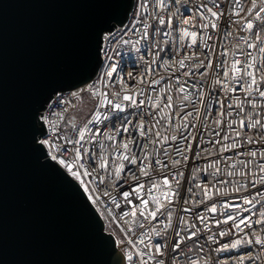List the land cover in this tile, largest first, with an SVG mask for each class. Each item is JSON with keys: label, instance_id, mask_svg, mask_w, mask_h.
Returning a JSON list of instances; mask_svg holds the SVG:
<instances>
[{"label": "snow or ice", "instance_id": "6c2138e0", "mask_svg": "<svg viewBox=\"0 0 264 264\" xmlns=\"http://www.w3.org/2000/svg\"><path fill=\"white\" fill-rule=\"evenodd\" d=\"M112 2L118 11L94 30L91 46L86 54L85 66L80 70V73L67 83L53 86L46 97L31 112L29 142L32 150L39 154L42 166L59 173L64 181L77 191L84 207L96 221L99 238L107 243L112 255L116 258V264H124L125 259L127 264H177L179 254L184 255L186 264H228L227 261L214 259L213 254L237 249L241 245L256 246L258 250L255 255L239 256L236 264H245L246 260L247 264H256L257 261L264 264V191L261 190L264 189V35H262L264 33V0H250V6L246 8L240 5L239 0H233L235 9H232L231 5L227 6V10L230 12L228 19L233 25L238 21L232 20V15L240 17L241 12L248 14L243 18L242 30L250 35L241 36L240 39L244 41L247 49H255L259 53V65L257 56L243 50L238 53L244 57L243 61L234 56L230 67L226 59H221L215 64V68L223 70V79L220 78V73L212 71V87L219 86L220 92L230 101L227 104L225 98L216 99L210 92L205 99L206 94L199 86L200 81L194 82L195 93H189L187 81L181 83V77L175 76L179 92L186 93L183 99L188 100L189 96L194 95L195 100L190 101L191 110L180 117L182 123L177 124L173 129L177 134L170 137L168 135L161 136L159 131L152 133L153 120L155 124H159V120L154 119L157 113L152 109L161 113V118L169 116L165 109L173 107L172 95L166 97L164 107L161 108V97L146 96L142 88H137L133 92L131 89L121 87L120 92H113L111 94L113 98H109V93L96 89L94 85L88 84V81L98 71L103 72V76L100 77L101 83L105 77L109 80L113 77L117 66L111 63L112 56L109 53L115 51L114 44L130 46L137 53H140L142 48L149 50L154 48V58L151 63H157L156 57H159L161 52L171 46L172 51L176 53V59L171 62L164 61L160 64L161 67L172 72L178 69H187L182 73L184 77L196 75L201 78L205 77L209 74V70L214 69V50L205 42L211 40L212 36L207 32L204 33V41L201 43L208 51L203 53V60L200 59V53L196 51L184 55L182 50L185 47L193 48L198 44V30L190 31L189 26L196 29L198 23L199 29L216 30L219 27L218 22L225 14V9L221 8L217 0H206V2L200 0L199 3L193 4V14L186 17L181 12V9L187 6L184 0H168V3H165V0H154L151 12L148 0H139L138 4L136 0H112ZM190 2L191 0H189ZM137 8L139 10L133 11ZM130 11L132 12L131 27L125 28L117 37L118 26L124 25ZM256 21L260 22L259 25L256 24ZM257 28L260 30L257 31ZM238 31L240 30L238 29ZM128 33L130 36L125 39L124 35ZM173 33H178V37ZM228 35H231V32ZM186 37L191 38L190 44L184 43ZM221 55L226 56L227 51ZM102 56L103 59H101ZM160 59L162 60L163 57ZM186 61H193V63L186 64ZM150 73L149 65L146 67V74L150 75ZM140 82L143 83V78ZM160 83V79L149 80L150 85H159ZM81 85L87 86L88 92L92 97L97 98L98 103L84 126L75 129L76 137L73 139L67 134L62 135L63 130L59 123H53L51 117L56 116L60 121L63 119V114L62 112H53L52 109L60 108L62 102L65 105L70 103L65 98L66 94L70 93L73 98L80 96L85 91L80 87ZM72 89L78 91H72ZM237 90L244 93V99L229 95ZM165 91L164 88L160 89L161 93ZM167 91H172L171 84L168 85ZM138 97L144 98L138 99ZM257 97H259V103ZM208 101L219 104L220 111L217 118L212 121L216 126L215 129L210 130L207 124L204 125L205 130L209 131L214 138L205 141L202 134L194 135L188 129L190 127L196 129V121L199 120L201 111L198 105L203 106L206 117L209 115L208 109L212 107V103ZM146 104L149 111L144 113L142 107ZM185 106L182 101L181 108ZM246 106H248V115L245 120L241 114L245 112ZM129 107L135 110L131 113L132 119H129V114L126 113V109ZM257 107L260 108L259 112L255 111ZM114 112L126 113L119 129H114L115 135L129 133L130 129L138 132L142 150L138 154L130 147V145H135V138L118 142L114 148L115 160L111 161V170H109L110 161L103 152L105 146L102 141L97 140V137L103 135L108 141H114L115 136L112 131L105 133L102 128L96 127L93 130L90 126L110 121ZM234 112L237 116H241L238 121L239 128H233V124L236 123L233 119ZM225 115L228 117V131L221 136ZM189 117L192 119L189 120ZM146 118H149L147 126ZM168 126L170 129L172 128L170 116ZM180 128H183L186 134H180L178 131ZM229 133H232V136ZM221 140L230 141V143H221ZM169 141H179L182 146L170 144ZM193 142H196L198 146L194 148ZM96 144H99L101 149L97 157L99 167L108 174V178L112 179L115 187L118 188L122 181L126 182L122 175L125 172V162L136 165L137 171L130 173L134 188L130 185L129 191L118 193L122 196L125 207L132 206L129 211L123 212L125 217H131L130 228L125 231V235L128 236L129 232L135 231L136 240H138L136 242L129 237L126 242L123 240L118 242L126 243L127 250L124 251L123 257L114 252L111 239L102 235L95 213L92 212L88 203V200H92L93 203H99V201L93 199L92 190L82 179L83 176H89L90 172L80 161L85 153L90 159L93 157V148ZM149 144H160L161 147L153 146L149 152ZM205 144L212 148L219 145L217 158L208 164V168L213 169L210 175L215 183L205 184L202 180L197 182V174L201 172L209 174L208 168H197L193 164L190 176L194 188H187L188 198H182L183 185L181 182L185 180V171L188 169L191 159H200L202 158L201 152H208L207 147H200ZM68 145L72 146L71 151L67 147ZM257 145L259 146L258 150L256 149ZM169 147L172 149L174 157L178 158L169 156L167 150ZM236 149L239 151L235 155L244 158L234 160L233 163L226 166L224 171L227 177L239 175L240 181L219 179L221 159H233L223 154ZM161 152L164 157L168 158V163L161 160ZM69 156H72L73 162H69ZM237 165L241 166L240 170H237ZM61 167L64 171L61 170ZM79 169H83V171ZM69 176L72 179H69ZM161 176L163 177L162 182ZM73 180L83 186V192L73 183ZM145 183L150 185L146 193L150 199L144 198ZM226 184L231 187L233 194H239L234 195L233 199L242 200L243 205L225 202L220 206L219 215L216 218H209L205 214L195 211L199 205H203L205 213H217L220 201L212 198L223 196L226 190L219 186ZM250 188L253 191H249ZM194 189L200 190L201 198L199 200L196 199ZM153 190H155V195H153ZM84 193H88L87 200L84 199ZM105 195L108 193L105 192ZM130 197L138 199L139 206L133 204V199ZM110 198L112 204L116 208H120L117 196ZM189 201H191V207L188 206ZM227 209H233V211H227ZM242 213H250V215H242ZM108 214L111 217V209L108 210ZM211 224L216 225V231L212 230ZM169 231L173 234L171 243L168 240ZM202 233H207L206 244L209 249L207 253L204 252V246L199 244V237ZM153 237L159 238V241L154 242ZM225 237H227V242H223ZM189 241L192 242L191 256L187 252H182V246L187 247ZM214 245L216 247H213Z\"/></svg>", "mask_w": 264, "mask_h": 264}, {"label": "water", "instance_id": "95a60500", "mask_svg": "<svg viewBox=\"0 0 264 264\" xmlns=\"http://www.w3.org/2000/svg\"><path fill=\"white\" fill-rule=\"evenodd\" d=\"M117 11L112 0H0V264H116L77 191L32 150L29 121L80 73L94 30Z\"/></svg>", "mask_w": 264, "mask_h": 264}, {"label": "built area", "instance_id": "2783aa9c", "mask_svg": "<svg viewBox=\"0 0 264 264\" xmlns=\"http://www.w3.org/2000/svg\"><path fill=\"white\" fill-rule=\"evenodd\" d=\"M200 0H191L189 3V0H184V3L187 4L184 8L181 9V12L187 17L191 16L192 13V7L193 4L199 3ZM206 2V0H205ZM217 2L221 5V8L225 9V14L224 16L220 19L218 22L219 27L216 30H213L211 28L209 29H199V25L197 23V28L193 29L189 26V30H198V44L197 46H194L193 48H188L185 47L182 50V54L187 55L191 53L192 51H196L200 53V59L203 60L204 56L203 53L208 51V49H205L203 47V44L201 41H204V33L207 32L211 34L212 39L205 41L213 50H214V57H213V65L214 69L209 70V74L206 75L205 77L201 78L198 75L192 76V77H184L182 73L186 71L187 69H178L175 72L172 71H167L165 70L164 67H161L160 64L164 63V61H169L175 60L176 59V53L172 51V47L169 46L165 51L161 52L159 54V57H156L157 63H151L153 60L154 52L155 49L152 48L149 50L148 48H142L140 53H137L134 51L130 46H123V45H113V49L115 50L114 52H110L109 54L112 56L111 63L116 64L117 66V71L113 74V77L109 80L108 78H104L103 83L100 82V77L103 76L102 71H98L96 75L93 77L92 80L88 82V84L94 85L96 89L100 91H104L109 93V98L112 97L113 92H120L121 87L127 88L134 90L137 88H142L145 91L146 96H160L161 97V105L160 107H164V102L165 99L168 95L173 96V107L171 109H165L166 112H168L171 122H172V128L170 129L168 126V121H169V116H164V118H161V113L157 112L156 109H152L153 112H156L157 115L155 116L154 119L159 120V124H155L154 120L152 123V133L154 134L156 131H159L161 133V136L163 135H168L169 137L173 134H177L175 129V126L177 124L182 123L180 120V117L184 115V113L188 112L191 110V103L190 101L195 100V96H189L188 100H184L183 97L186 95V93H181L178 90L177 87V82L176 79L174 78L175 76H180L181 77V83H183L185 80L187 81V90L189 93H195L196 87H194V82L195 81H200V87L201 90L205 92V99H207V94L210 92L212 97L219 99V98H225L223 93L220 92L219 86L213 88L212 87V75L211 72L215 71L217 73H220V78L223 79V70L221 68H215V64L218 63L221 59H226L228 61V66H231V61L234 58H238L241 61L244 60L243 56L238 55V53L243 50L245 52H252L253 55L257 56V64L259 65L260 59H259V53L255 49H247L246 45L243 40L240 39L241 36H249L250 34L246 31H243V24H244V19L247 17L246 12H241L240 17H236L235 15H232V20H237L238 23L233 25L228 17L230 12L227 10V6L231 5L232 9H235V4L233 0H217ZM240 5L242 7H248L250 6V0H239ZM136 3H139V0H136ZM165 3H168V0H165ZM149 4V11H152V6L154 4V0H148ZM137 9H133V11H137ZM130 17L127 19V21L124 23L122 26H118L119 31L116 33L117 37L123 32L125 28L131 27V22H132V12L129 14ZM259 21H256V24L259 25ZM238 29L240 31H238ZM257 31L260 29L257 28ZM231 32V35H228V33ZM173 35L178 37V33H173ZM264 35V33H262ZM130 36V33L124 35V38H128ZM251 42V41H250ZM184 43L190 44L191 43V38L186 37ZM179 51V49H177ZM227 51L226 56H222L221 54ZM160 57H163L161 60ZM103 59V56L101 57ZM206 62V61H205ZM193 61H186V64H192ZM150 65L151 68V73L146 74V67ZM203 71V69H201ZM131 73V75H129ZM259 75V73H257ZM141 78H143V83H141ZM150 79H160L161 83L159 85H150L149 80ZM122 82V83H121ZM172 85V91L169 92L167 91L168 85ZM81 88H84L85 91L78 97L73 98L71 97L70 93L65 95V98L70 101L67 105L61 104L60 108H53V112H62L63 114V119L58 121L56 116L51 117L53 120V123H59V126L61 127L62 135L67 134L70 138H75L76 137V132L75 129H78L80 127H83L84 124L87 122L88 119H90L92 112L95 110L96 105L98 103V100L96 97H92L90 93L87 90L86 85L80 86ZM164 88L166 91L164 93L160 92V89ZM239 88V86H237ZM155 89V91H153ZM72 91H78L77 89H73ZM229 95H234L236 97H240L241 99H244V93L237 90L234 93H230ZM87 96L89 100H91L94 104V106L87 110L85 109V99L84 97ZM144 97H138V99H143ZM183 101V104L186 105L185 107L181 108V102ZM257 101L259 103V97H257ZM209 103H212V101H208ZM228 101L225 98V103L227 104ZM54 103V102H53ZM198 107L201 108L200 111V118L198 121H196V129H192L191 127L188 129V131L193 132L194 135H197V133L202 134L205 141L209 139H214L209 131H206L204 128V125L207 124L208 129H215L216 126L212 123L214 119L217 118L219 115L220 111V105L216 103H212V107L208 109L209 115L206 117L205 112L203 109V106L198 105ZM90 111V112H87ZM103 111V109H101ZM135 110L131 107L126 109V113L129 114L128 118L132 119L131 113H133ZM149 111V108L146 105L142 107V112L147 113ZM225 111H227L225 109ZM256 112L260 111V108L257 107L255 110ZM81 112H87L88 115L84 117V113L81 116ZM126 113H113L112 118L110 121H106L103 124L100 125H92L90 127L93 128V130L96 127L102 128L105 133L112 131L113 135L115 136L114 141H108L103 135L98 136L97 140L102 141L104 144V155L109 159L110 164H109V170H111V161L115 160V155H114V148L116 147L118 142H123L126 139L130 138H135V145H130V147L133 148V151L137 152L138 154L142 150V144H141V139L138 136V132L130 129L129 133H121L120 135L116 136L114 129H119L121 121L124 119ZM248 115V106H246L245 112L241 114V116L246 120ZM241 116H237L236 112L233 113V119L236 121V123L233 124V128H239V119ZM119 117V119H117ZM138 119V117H136ZM192 118L189 117V120ZM227 120L228 117L225 115L224 117V124L222 125L223 131L221 132V136L224 134V132H227ZM146 126L149 123V118H146ZM180 134H186L183 130V128H180L179 130ZM247 131V130H245ZM230 136H232V133H229ZM63 143V141H61ZM170 144H175L176 146H182L179 144V141L177 142H172L169 141ZM221 143H230V141L225 142L221 140ZM160 148V144H149L148 151L151 152L152 147ZM194 148L197 147V143L193 142ZM69 150H72V146L68 145L67 146ZM87 147V145H85ZM200 147H207L208 152H201V157L200 159H191L190 164L188 169L185 171V180L182 181V189H181V197L182 198H188V193H187V188L193 187L194 188V183L191 180V168L192 165L194 164L197 168H208V164L211 163L213 160L217 158V154L219 152V145H216L215 148H212L211 146L205 144ZM246 147H251V146H246ZM259 146H256V149L258 150ZM169 156L173 158H178L174 157V153H172V149L169 147L168 149ZM122 151V149H121ZM239 149L236 150H229L226 154V156L232 157V160H223L221 159V163L219 164V167L221 168V173L219 175V179H227L229 181L231 180H236L240 181L239 175L236 177H227L224 169L226 168L227 165H230L233 163L234 160L237 159H243L244 157L242 156H236L235 153L238 152ZM101 149L99 147V144H96L95 147L93 148V157L90 159L88 154L85 153L83 155L82 161L80 163H83L85 167L89 170L90 175L89 176H83L82 179L85 181V183L88 185V187L92 190V196L93 199L99 201V203H93L92 200H89L90 203L94 206L96 211L99 213L103 223H104V230L105 232L109 233L114 241L116 247L119 249V251L124 254V251L127 250L126 243L121 244L118 243L119 241H127L129 237H131L133 240L138 242L136 240V232L131 231L129 232L128 236L125 235V231L130 228V220L131 217H125L123 215V212L129 211L130 208L132 207L131 205H128L125 207V202L122 198V196L118 195V193H122L123 191H129L130 190V185L131 187L134 188V184L131 181L130 173L131 172H136V165H131L125 162V172L122 174L126 180V182L122 181L119 184V187H115L112 183V179L108 178V174L102 170L99 167V159L97 158L98 155L100 154ZM160 158L164 163H168V158L164 157L163 152L160 154ZM152 159L154 160L155 157L153 156ZM69 162H73L72 156H69ZM62 168V167H61ZM241 166L237 165V170H240ZM63 169V168H62ZM64 170V169H63ZM80 171H83V169H79ZM163 171V170H159ZM213 171L212 168H208V173L205 174L203 172L197 174V182L202 180L205 184H210V183H215L213 180L212 176L210 173ZM138 175V172H137ZM151 175V174H150ZM114 178V177H113ZM162 176L160 177V180L162 182ZM143 179V178H142ZM77 182V181H76ZM78 183V182H77ZM79 184V183H78ZM81 186V185H80ZM149 183H145V194L144 198H149L147 196V189L149 187ZM219 186V185H218ZM224 188L225 194L223 196H214L212 199L213 200H219L220 203L218 204V212L217 213H205L204 212V206L199 205L195 211L200 212L202 214H205L209 218H216L219 215V208L222 204L225 202L228 203H233V204H241L243 205L242 200H236L233 199L234 195H239V194H233L231 191V187L229 185H223L219 186ZM83 189V186H81ZM264 191V189H261ZM196 193V199L199 200L201 198V193L200 190L194 189ZM249 191H253L251 188ZM105 192L108 193V195H105ZM87 198H88V193H85ZM155 190H153V195H155ZM111 196H117V199L120 203V208H116L112 202H111ZM132 198V197H130ZM133 199V204L136 206H139V200L138 199ZM150 199V198H149ZM189 207H191V201H189ZM259 207V206H258ZM111 209V217H109L108 210ZM227 211H233V209H227ZM181 214H183L181 212ZM242 215H250V213H242ZM200 227H203L202 225H199ZM210 227L212 228L213 231H216V225L211 224ZM223 227V225H221ZM247 230V229H246ZM206 235L207 233H202L199 237V244L204 246V252H208V245L206 244ZM195 239V238H193ZM154 242H158L159 238L153 237ZM168 240L171 243L173 240V234L171 231H169L168 234ZM223 242H227V237L223 238ZM143 247V246H141ZM213 247H216L215 245ZM257 247L256 246H248V245H241L237 249H230L226 252L222 253H214L213 258L216 259L218 258L220 261H227L228 264H236V260L239 256H247V255H255L257 252ZM182 252H187L189 256L192 255V242L189 241L187 243V247L182 246ZM202 259V257H201ZM124 264H127V260H124ZM177 264H186L185 258L183 254L178 255L177 259ZM247 264V260L245 262ZM256 264H260L259 261L256 262Z\"/></svg>", "mask_w": 264, "mask_h": 264}, {"label": "rangeland", "instance_id": "374dc122", "mask_svg": "<svg viewBox=\"0 0 264 264\" xmlns=\"http://www.w3.org/2000/svg\"><path fill=\"white\" fill-rule=\"evenodd\" d=\"M84 99H85V105H86L85 109H87V110L91 109V108L94 106L93 102H92L91 100H89V99L87 98V96H85ZM87 112H90V111H87ZM87 112H85V113H84V112H81V116H82L83 113H84L83 116L86 117V116L88 115Z\"/></svg>", "mask_w": 264, "mask_h": 264}, {"label": "bare ground", "instance_id": "6f19581e", "mask_svg": "<svg viewBox=\"0 0 264 264\" xmlns=\"http://www.w3.org/2000/svg\"><path fill=\"white\" fill-rule=\"evenodd\" d=\"M129 17H130V16H129ZM128 19H129V18H128ZM92 79H93V78H92ZM92 79H91V80H92Z\"/></svg>", "mask_w": 264, "mask_h": 264}]
</instances>
